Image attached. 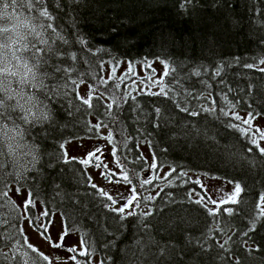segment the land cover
I'll return each instance as SVG.
<instances>
[{"label":"trees","instance_id":"16d2710c","mask_svg":"<svg viewBox=\"0 0 264 264\" xmlns=\"http://www.w3.org/2000/svg\"><path fill=\"white\" fill-rule=\"evenodd\" d=\"M181 4L182 0H44L54 19L41 17L45 29L37 30L50 37L53 33L46 26L52 23L63 40H48L52 52L45 55L48 63L40 69L44 86L24 89L34 97L35 106L21 103L45 110L50 119L25 123L19 109L2 118L6 130L21 128L36 157L28 166L15 165L13 171V160L1 147L5 129L0 130V186L26 188L50 214L59 212L69 229L81 232L86 250L100 256L98 264H236L237 260L264 264L260 201L264 155L252 143L248 125L234 119L241 113L264 117V71L260 70L264 69L260 63L264 0H185L183 8ZM37 7L41 6L35 5L30 13L21 7L15 12L35 17ZM0 26H7L5 19H0ZM28 41L36 39L29 36ZM145 59L169 64V75L161 82L167 96L152 92L125 96L124 85L105 80L106 63L115 66L122 60ZM57 65L71 68L72 79L100 89L101 95L91 100L93 107L80 105L73 91L77 85L57 71ZM95 122L99 128L93 127ZM101 129L111 134L126 172L139 176L147 168L141 149L146 144L157 169L172 167L175 173L197 172L239 183L238 203H224L219 214L211 216L207 209L212 207L197 203L200 199L193 195L195 190L203 193L198 183L176 182L148 202L151 216L141 217L142 211L135 210L136 216L121 219L107 206L111 202L99 194V188L91 186L86 164L65 155L68 141L98 137ZM224 208L233 209L232 214ZM252 223L255 228L249 231ZM12 226L15 234L12 230L8 234ZM20 229L16 218L0 221V264L7 260L5 251L13 241L24 242ZM13 258L18 260L17 255Z\"/></svg>","mask_w":264,"mask_h":264},{"label":"rangeland","instance_id":"374dc122","mask_svg":"<svg viewBox=\"0 0 264 264\" xmlns=\"http://www.w3.org/2000/svg\"><path fill=\"white\" fill-rule=\"evenodd\" d=\"M10 14L16 15V12L9 11ZM5 23L9 28H12L13 21L5 18ZM21 32L26 31L23 28L18 29ZM11 33L4 34L6 39ZM19 45H17L18 47ZM5 54L10 58L11 53L5 49ZM160 59H145L142 61L132 62L130 60H122L117 65H111L110 63L105 64V80L114 79L117 84L124 85V92L126 95H136L139 93L145 92H159L162 88V72L164 71V65L161 63ZM14 62V61H13ZM166 62V61H165ZM167 63V62H166ZM168 64V63H167ZM168 64V70H169ZM22 70V69H21ZM159 81V82H158ZM89 87L85 83H78L77 90L81 96L88 98L87 92ZM94 91L91 95V100L94 96L101 95L100 89L93 87ZM104 99L108 101V98L104 96ZM33 112L40 114L42 109L32 110ZM46 112V111H45ZM243 118H247L250 123L247 124L248 128L251 129L253 133V139H255L261 147H264V139L261 138L260 133L256 132V129L264 131V117L258 116L250 118L248 113H241ZM97 124V122H95ZM5 136L2 139L1 147L3 151L8 154L12 161V169L16 170L15 165L24 164L28 166L29 161L35 159V153L33 147L29 144H26L22 138L21 128L9 127L4 131ZM99 136L94 138H79L68 141L65 144V150L68 158H75L81 161L85 160L87 154L93 151L97 146H100L103 154L99 152L96 153V156H99L100 161L103 164L108 165V170L111 172H121L123 166L126 168V164L120 161V158L116 155L113 156V151H116L114 148V141L111 137V134H108L106 129H101L99 131ZM259 134V136L257 135ZM145 158L147 159V168L143 169L139 176L133 173H127L129 178L132 180V185H128L121 180V183L109 182L108 179H105L101 173L105 170L103 168L94 167L96 156H93L88 160L86 164L88 171L91 174L92 181L99 189H103L108 194L112 195L114 198L120 200L116 205L112 207L119 208L121 203L124 201L120 199V195L130 196L134 195L130 191L131 187L134 185L138 186L141 190L142 197L137 191L139 207H135L136 201H133V207L135 210H140L142 212L148 211L150 206L148 204L151 200L144 199L145 197L154 198L158 192L167 185L174 184L176 182L185 183V181L196 182L199 181L198 185L201 187L203 185L202 192L196 191L193 192V195L198 199L201 197L204 198L203 202L208 204L212 208H217L218 205L207 203L208 198L218 202L221 201H230L231 194L236 183L226 181L217 177L208 176L205 174L197 172H179L171 171L172 167H164L160 169L153 170L152 164L155 162L154 155L148 145L143 144L141 147ZM171 171V175H166ZM183 175H180V174ZM151 176L152 184H144L141 186V181L144 178ZM118 177H112V180L115 181ZM19 188V193L17 189ZM29 191L26 188H20L14 184H8L7 186H0V221L1 223L6 219H18L20 222V232L24 235V242L19 239L13 245L6 249L7 260L4 264H45L44 256H47L49 259L46 260L48 264H98L100 263V256L94 254L91 251H87L86 245L81 244V232L79 230L70 229L69 235L64 239V244L67 247L76 246L78 248L77 252H69L65 248H56L52 244L57 240L59 233L61 232V221L63 219L62 215L57 213H52L53 223L48 227L47 236L50 239L45 238L41 235L40 231H37L33 224L36 221H32L29 218L36 216L39 217V223L44 224L47 220L46 217L41 216V212L45 211L44 204L41 200L33 201L35 207H29L27 210L24 208L25 200L28 197ZM261 207L264 208V203H261ZM28 217V218H26ZM11 218V219H10ZM4 219V220H2ZM64 220V219H63ZM5 225V224H4ZM14 227L12 226L8 230V234H11V230ZM43 231V228H41ZM31 245V247H29ZM35 249V251L33 250ZM80 249L83 250V254H80ZM18 256L16 261L15 256ZM12 257V258H11ZM57 257H60V260H57ZM70 257H75V259H70Z\"/></svg>","mask_w":264,"mask_h":264},{"label":"snow or ice","instance_id":"6c2138e0","mask_svg":"<svg viewBox=\"0 0 264 264\" xmlns=\"http://www.w3.org/2000/svg\"><path fill=\"white\" fill-rule=\"evenodd\" d=\"M185 0H182L181 7H184ZM186 2L190 3L191 0H186ZM39 4L41 7L36 8V12L38 13L37 16L32 15H25L24 13H20L18 15L10 14L9 9L11 8L13 12L18 7L25 8L30 13L34 6ZM44 0H0V19H9L13 21L12 28H9L7 26H0V130H3L6 128V125L3 124L2 118L4 117L6 112H9L10 110L14 111L16 109H19L23 115L20 117L24 120L25 123H32L33 121H47L50 119L49 113L45 111H41L39 115L37 113L32 111L31 107L26 108L24 103H21V100L25 101V103H32L33 106H35V100L33 96H28L24 89L26 86H30L32 88H38L43 87V76L40 73L41 65L47 64L48 59H45V55L47 53L52 52V46L49 45L48 40L52 39L53 42L56 38L62 39L63 37L59 35L57 32V29L53 27L52 23L47 24V28L51 29L53 35L50 37L45 38L43 31H38L37 29H45V23L44 20H41L40 18H45L47 21H52L54 17L50 15V13L47 11V8L43 6ZM37 21H39L37 23ZM23 28L26 31L21 32L18 29ZM4 33H11L7 36V38H4ZM29 36H34L36 39V42L28 41ZM66 42V41H65ZM37 43L40 45H46V48H41L37 46ZM17 45H19L17 47ZM31 45V46H29ZM7 49L11 56L10 58L5 54L3 50ZM30 52L31 55L25 56L23 53ZM59 54V53H56ZM51 58V57H49ZM72 59H75V55L72 56ZM15 61V63H13ZM161 63L164 65V71L162 72L161 76L167 77L169 75L168 73V64L165 61H161ZM261 64H264V60L260 61ZM248 67H252L251 65H248ZM22 69V70H21ZM57 71H62L65 77H67L68 80L71 81V84L78 85V83H83V81H77L75 79L71 78V68H63L61 69L58 65L56 66ZM261 71H264V69H260ZM47 74L46 72L44 73ZM199 75V73H197ZM159 82V81H158ZM15 83L17 85L16 88H13L12 85ZM64 87H67V83L63 85ZM73 91H76V97L75 99L80 102L81 106L86 105L88 108L93 107L91 103V95L94 91V88L92 86L89 87V90L87 92L88 98H85L84 96H81L80 93L74 88ZM151 95H161L167 96L168 93L164 91V88H161L159 92L150 93ZM121 102H126L125 97L119 98ZM135 99V97H133ZM9 101H16V103L12 104L9 103ZM113 102H115V97L113 98ZM108 109L112 108V104L105 105ZM182 111H188L187 108L181 109ZM210 109H205V111H209ZM158 112L159 109H156ZM191 115H198L197 112L190 113ZM235 120H243V123L249 124L250 121L247 118H242L239 115L234 116ZM93 127L99 128L100 123H97ZM230 127H237V125H230ZM245 134H247L246 130ZM256 132L260 133V136L262 139H264V131H261L260 129H256ZM252 143L255 145V147L259 150V154L264 155V147H260V144L253 139ZM63 147V145H61ZM251 151V149H249ZM99 152L101 155L103 154L102 149L100 146H97L93 151L89 152L87 154V157L85 160L81 161V163H87L89 159H91L93 156H96V153ZM66 155V153H65ZM113 156L116 155L115 151L112 153ZM94 167L96 168H103L105 171L101 173V175L108 179L109 182H115V183H121V180L128 184L132 185V180L129 178L126 172L121 169V172H111L108 170V165L103 164L99 156H96V160L94 163ZM153 170L157 168V165L155 162L152 164ZM171 171H175L172 169ZM171 171L167 173L166 175H171ZM180 175H183L182 173ZM118 177L115 181L112 180V177ZM89 179H91L89 177ZM151 176L144 178L141 181V186L144 184H152ZM199 183V181H197ZM23 185H21L22 187ZM94 189H98V186L95 184L91 185ZM203 187V185H201ZM19 193V188L17 189ZM134 195L130 196H124L122 194L120 195V199H122L124 202L121 203V206L119 208L112 207V205H116L120 202V200L114 198L112 195L105 192L103 189H98V192L101 196L106 197L108 201L111 202L110 205H107L111 211L116 212L121 216V219H125L128 216H136L137 213L135 211V207H139V200H138V194L136 193V187L133 185L130 189ZM242 191L241 186L239 183L235 184L233 194H231L230 201H221L218 202L215 200H212L211 198H208L207 203H211L214 205H218L216 209L208 208V214L211 216H216L219 214V207L222 206L224 203H238L236 197L239 196L240 192ZM146 200H152L154 198L152 197H145ZM204 200L203 197H201L200 200L196 201L197 203H202ZM133 201H136L135 207H133ZM261 203H264V197L260 198ZM35 207V204L32 200L31 192H29L28 197L25 200L24 208L27 210L29 207ZM206 207V204H205ZM224 211L228 213L229 215L232 214L233 209L231 208H224ZM153 213L151 209L148 211L142 212L139 215L141 217H148L151 216ZM41 216L46 217L47 220L44 224L39 223V217L33 216L29 219L32 221H36L33 226L36 228L37 231L41 232L42 236H45V238L50 239L46 234L48 232V227L53 223V218L49 211L45 210L42 211ZM261 215H264V208L261 209ZM28 218V217H26ZM147 227V226H146ZM41 228H43V231H41ZM255 228V223H252L251 228L249 231ZM70 229L67 225V223L62 219L61 221V232L59 233L57 240L53 242L52 246L56 248H65L69 252H77L78 248L76 246L73 247H67L64 244V239L67 235H69ZM244 236L248 235V232L243 233ZM231 237H229L230 239ZM81 244L84 243L83 238H81ZM227 243V241H225ZM31 247V245H29ZM221 248L224 247V244L220 245ZM35 251V249H33ZM80 254H83V250L80 249ZM161 255H163V249H161ZM45 260H48L49 258L47 256L43 257ZM60 257H57V260H60ZM70 259H75V257H70ZM166 259V258H165ZM51 264V262H50ZM236 264H239V261L237 260Z\"/></svg>","mask_w":264,"mask_h":264}]
</instances>
